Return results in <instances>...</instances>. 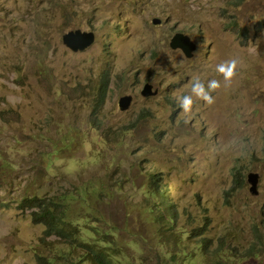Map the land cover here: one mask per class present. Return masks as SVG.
<instances>
[{
    "label": "rangeland",
    "instance_id": "rangeland-1",
    "mask_svg": "<svg viewBox=\"0 0 264 264\" xmlns=\"http://www.w3.org/2000/svg\"><path fill=\"white\" fill-rule=\"evenodd\" d=\"M74 29L94 33L82 52L62 43ZM175 32L195 43L190 57L168 46ZM233 56L225 83L214 68ZM196 74L220 86L186 114L175 98ZM146 82L155 95L140 94ZM89 182L109 189L94 217L119 253H159L143 193L156 186L174 231L204 227L211 247L262 264L264 0H0V264H58L61 239L18 204L46 196L80 218L75 190Z\"/></svg>",
    "mask_w": 264,
    "mask_h": 264
},
{
    "label": "trees",
    "instance_id": "trees-1",
    "mask_svg": "<svg viewBox=\"0 0 264 264\" xmlns=\"http://www.w3.org/2000/svg\"><path fill=\"white\" fill-rule=\"evenodd\" d=\"M106 90L107 81L103 79L99 87L100 98L105 96ZM150 176L154 177V180L155 177L157 181L160 180L155 173ZM160 187L161 196H164L165 188L163 185ZM108 190L101 184L93 185L91 182L76 189L75 201L83 212L76 211L74 214L80 218L68 217L66 208L57 203L56 207L55 202L46 196L22 197L18 207L22 210H31L33 220L47 226L48 235L61 239L64 247H60L58 264H241V257L225 254L222 250L223 245L211 247L209 239L204 237V227H199L196 232L182 228L174 231L176 224L174 214L172 210L170 211L171 205L168 204V209L163 212L165 202L158 201L156 186L144 188L143 193L150 200V211H156L153 213L155 227L160 223L159 220L161 221L157 241L160 245L159 253L155 258H147L144 254L147 250L144 248L136 251V254L117 252L124 251L122 243L110 241L107 236L114 232V229L111 228L112 231L102 229L94 217V213L98 212L96 205L102 201V198L97 196L101 193L105 195ZM155 208L160 212L154 210ZM103 224L112 226L106 220H103ZM135 245L133 243V247ZM221 253L223 255H220ZM46 261L50 263L52 257H47Z\"/></svg>",
    "mask_w": 264,
    "mask_h": 264
},
{
    "label": "clouds",
    "instance_id": "clouds-1",
    "mask_svg": "<svg viewBox=\"0 0 264 264\" xmlns=\"http://www.w3.org/2000/svg\"><path fill=\"white\" fill-rule=\"evenodd\" d=\"M159 22H160V20L157 19V18H154L152 20L153 24H158ZM74 30H79L80 32H87V33L91 32L93 34V40H92L91 44L94 42V33L92 31H82L80 29H74ZM74 30H69V31H74ZM69 31L63 33L62 36L64 34L68 33ZM176 33H182V32H175L174 34H176ZM174 34L170 37V40L174 36ZM182 34H184V33H182ZM184 35H186L190 39V37L187 34H184ZM62 36H61V38H62ZM170 40H169V43H170ZM190 41L195 46L194 50L192 51V54H193L195 49H196V45L191 39H190ZM62 43H63V45L66 48H68L72 52H82L83 50H85L86 48H88L91 45V44L88 45L83 50H79V49L78 50H72V49H70L68 46H66L64 44L63 40H62ZM169 43H168V46L170 48H172ZM172 49H179L183 53V55L185 56L184 52L180 48L177 47V48H172ZM239 63H240L239 58L233 56V57L227 58V59L222 60L221 62L217 63L215 65L214 71L222 78V80L225 83H227L235 75V73L237 71V66H238ZM104 79H106V78H104ZM102 81H103V79H101V82ZM101 82L98 83V87H97V97L98 98H100L99 97V87L101 85ZM146 83H148V82H146ZM148 84H150V83H148ZM219 86H220V81L215 79V78H213V79H205V78H202L201 75H199V74L193 75L191 77V79H190L189 84H188V91L178 95L175 98L176 99V104H177L178 108L181 109L184 113H186V114L190 113L191 110H192V106H193L195 100H201V101H203V102H205L207 104L213 103V96L211 95V93L213 92V90L217 89ZM141 90H140V94H141ZM153 90H155V89H153V87H152V91ZM156 92H157V90H156ZM155 94H153V95H155ZM125 95H130V94H125ZM144 97H147V96H144ZM131 102H132V98H131ZM131 102H130V105H131ZM117 106H118V100H117ZM121 111H124V110H121ZM158 187H160V186H158ZM97 197L98 198H102L103 194L101 193ZM262 264H263V261H262Z\"/></svg>",
    "mask_w": 264,
    "mask_h": 264
},
{
    "label": "water",
    "instance_id": "water-1",
    "mask_svg": "<svg viewBox=\"0 0 264 264\" xmlns=\"http://www.w3.org/2000/svg\"><path fill=\"white\" fill-rule=\"evenodd\" d=\"M62 40L66 46H68L72 50H83L88 45L91 44L93 40V34L91 32H80L79 30L69 31L68 33L62 36ZM170 46L172 48H180L186 57H190L192 55V51L194 50L195 46L190 41V39L182 34L176 33L170 40ZM156 93V89L152 91V85L145 83L141 94L143 96H150ZM131 95H122L118 98V107L120 110H126L130 106L131 102ZM258 180L257 173L249 172L247 174V181L250 184V191L252 193H256V184ZM263 264H264V257H263Z\"/></svg>",
    "mask_w": 264,
    "mask_h": 264
}]
</instances>
